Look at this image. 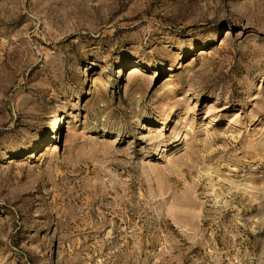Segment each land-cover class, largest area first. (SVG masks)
Masks as SVG:
<instances>
[{"label": "rangeland", "instance_id": "374dc122", "mask_svg": "<svg viewBox=\"0 0 264 264\" xmlns=\"http://www.w3.org/2000/svg\"><path fill=\"white\" fill-rule=\"evenodd\" d=\"M0 264H264V0H0Z\"/></svg>", "mask_w": 264, "mask_h": 264}, {"label": "bare ground", "instance_id": "6f19581e", "mask_svg": "<svg viewBox=\"0 0 264 264\" xmlns=\"http://www.w3.org/2000/svg\"><path fill=\"white\" fill-rule=\"evenodd\" d=\"M139 70V69H138ZM136 68H133L132 70L129 71V75H127V77L129 76H133V73L137 72L138 71ZM167 117H169V115H167ZM171 120V119H170ZM142 127V126H141ZM161 128V127H160ZM149 130L150 128L149 127H146V130ZM177 134V133H176ZM54 138L53 136L50 137V142H53L54 141ZM181 139V135L178 133L175 137L172 138V143H175L177 141H179ZM164 142V141H163ZM172 146V145H171Z\"/></svg>", "mask_w": 264, "mask_h": 264}]
</instances>
